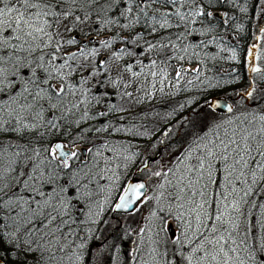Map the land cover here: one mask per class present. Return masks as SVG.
I'll return each instance as SVG.
<instances>
[{"label": "snow or ice", "instance_id": "snow-or-ice-1", "mask_svg": "<svg viewBox=\"0 0 264 264\" xmlns=\"http://www.w3.org/2000/svg\"><path fill=\"white\" fill-rule=\"evenodd\" d=\"M225 3L237 0H0V264H264V0L239 49ZM222 60L248 75L233 103L207 98L230 82L205 75ZM181 81L203 85V104L163 163L140 162L159 178L148 195L147 181H121L140 153L106 118ZM143 205L121 229L136 235L127 252L89 246L106 210Z\"/></svg>", "mask_w": 264, "mask_h": 264}, {"label": "trees", "instance_id": "trees-1", "mask_svg": "<svg viewBox=\"0 0 264 264\" xmlns=\"http://www.w3.org/2000/svg\"><path fill=\"white\" fill-rule=\"evenodd\" d=\"M254 0H237L236 5H230L225 3L221 11L230 10L229 14L233 17L232 27L222 34L226 36L227 43L230 45H235L238 49L246 47L250 43V32L255 30L258 23L257 19L253 18L252 6ZM244 7L247 9L246 12H240V8ZM235 25H242L243 31L237 32ZM141 29V26H137ZM142 30V29H141ZM105 33L97 37L94 33L89 39H102ZM153 38V37H148ZM214 49L210 48L209 51ZM107 55V52H103ZM190 65H185V67ZM235 67L237 71L235 73L231 72V69ZM205 75L211 76L215 79L229 80L227 84L221 83L218 87L211 91V95L207 98L210 99L214 96H225L228 98L230 103H233L237 99V94L243 92L248 86V75L244 74L242 65H235L233 62L222 60L219 61L215 67L209 71L205 69ZM239 75L241 78L237 81L234 79L235 76ZM193 79L194 74H189L185 77V80ZM180 88L183 90H177L170 86H165L164 93L155 92L151 97L143 96L142 93H137L143 97V102L138 104H126V111L110 113L106 118L110 121L113 127H120L125 129L121 132H113L112 136L109 137L114 141H119L125 145H128L129 152L140 153L136 157L132 165L127 169L129 173L128 177H121V181L124 182L129 179L132 175L133 169L141 162L144 156H152L155 151H159L164 155L161 157L160 162L163 163L167 159V145L169 143L179 146L181 140L182 130L180 129V122L182 118L192 112L194 109H198L201 104H203V94L201 89L203 85L196 86L186 85L181 81ZM121 103L118 99L115 101ZM244 104V101H240ZM183 105V107H182ZM98 109H94L96 111ZM203 111H207L204 109ZM203 114V112H201ZM123 117V119H121ZM103 119V118H102ZM100 120L91 121L89 123H100ZM85 127L88 125L85 124ZM131 129V131H128ZM172 129L169 136H165L164 133ZM181 133V135H178ZM163 142V143H161ZM174 150V149H173ZM156 164H152L151 168L155 169ZM148 177V184L150 188L149 195L153 194L155 188L154 181H158L159 178L150 177L149 173L144 169L137 174L139 177L144 175ZM119 193H117L118 195ZM110 208L112 205L109 206ZM148 209L149 205H145ZM129 215L121 213H113L110 210H106L102 216V220L108 221V225H97L100 230L95 233L96 239L89 241V246L94 250L98 245L107 241V245H112L113 243H118L121 246L123 252L129 250L130 242L136 239L135 233H131L127 239L121 240V229L127 230L129 226L131 228H136L139 225L129 222L128 220L122 221L123 218L128 219ZM93 255L95 252L93 251ZM95 264V261L93 262ZM103 264H109V261L105 257ZM121 264H123V256H121Z\"/></svg>", "mask_w": 264, "mask_h": 264}, {"label": "water", "instance_id": "water-1", "mask_svg": "<svg viewBox=\"0 0 264 264\" xmlns=\"http://www.w3.org/2000/svg\"><path fill=\"white\" fill-rule=\"evenodd\" d=\"M214 97H220L221 99H226V100H228V98L227 97H225V96H214ZM211 98H213V97H211ZM210 98V99H211ZM228 103H230L229 102V100H228ZM159 154V151L157 150V151H155V153H153V155L152 156H144L142 159H141V161H143V160H145V158L146 157H156L157 155ZM137 168H140V171H137ZM143 170V168H142V165L139 163L134 169H133V171H132V175L130 176V178L128 179V180H133V181H138V182H144L145 180L143 179V178H141V177H139V176H137V174H139L141 171ZM147 189V188H146ZM112 207H114V204L112 205ZM113 212V211H112ZM113 213H121V214H126V213H124V212H113Z\"/></svg>", "mask_w": 264, "mask_h": 264}, {"label": "rangeland", "instance_id": "rangeland-1", "mask_svg": "<svg viewBox=\"0 0 264 264\" xmlns=\"http://www.w3.org/2000/svg\"><path fill=\"white\" fill-rule=\"evenodd\" d=\"M187 67H190V66H187ZM145 181H147V194L149 195V192H150V188H149V184H148V177L147 175L145 174L143 177H142ZM147 214V209L145 207V205H143L141 208H140V211L139 212H136L134 213L132 216H129L127 217L128 219H124L122 221H125L128 220L129 222L131 223H134L135 225H139V221L142 217V215H146Z\"/></svg>", "mask_w": 264, "mask_h": 264}]
</instances>
